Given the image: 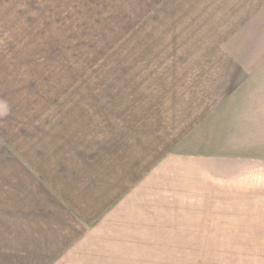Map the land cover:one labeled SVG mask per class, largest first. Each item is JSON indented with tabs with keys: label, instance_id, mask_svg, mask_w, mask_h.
I'll return each mask as SVG.
<instances>
[{
	"label": "crops",
	"instance_id": "obj_1",
	"mask_svg": "<svg viewBox=\"0 0 264 264\" xmlns=\"http://www.w3.org/2000/svg\"><path fill=\"white\" fill-rule=\"evenodd\" d=\"M220 8L195 84L127 143L95 123L0 151V264H264V0Z\"/></svg>",
	"mask_w": 264,
	"mask_h": 264
},
{
	"label": "rangeland",
	"instance_id": "obj_2",
	"mask_svg": "<svg viewBox=\"0 0 264 264\" xmlns=\"http://www.w3.org/2000/svg\"><path fill=\"white\" fill-rule=\"evenodd\" d=\"M224 1L0 0V151L95 123L127 143L195 84Z\"/></svg>",
	"mask_w": 264,
	"mask_h": 264
}]
</instances>
